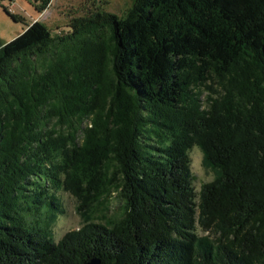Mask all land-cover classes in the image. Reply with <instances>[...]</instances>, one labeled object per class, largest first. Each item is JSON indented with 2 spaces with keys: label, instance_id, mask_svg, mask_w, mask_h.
<instances>
[{
  "label": "trees",
  "instance_id": "trees-1",
  "mask_svg": "<svg viewBox=\"0 0 264 264\" xmlns=\"http://www.w3.org/2000/svg\"><path fill=\"white\" fill-rule=\"evenodd\" d=\"M67 28L0 47V264H264V0H135ZM195 146L218 174L200 193ZM62 190L84 221L55 242ZM112 190L123 218L95 222Z\"/></svg>",
  "mask_w": 264,
  "mask_h": 264
},
{
  "label": "rangeland",
  "instance_id": "rangeland-1",
  "mask_svg": "<svg viewBox=\"0 0 264 264\" xmlns=\"http://www.w3.org/2000/svg\"><path fill=\"white\" fill-rule=\"evenodd\" d=\"M135 0H52L49 8L39 16L34 8L33 0H16L13 4L5 2L12 14H16L21 21H13L2 9L0 2V47L8 46L12 41L26 32L28 25L36 19L40 24L45 26L46 30H51L53 34L66 33L71 21L75 18L87 16L98 9L122 17L127 10L133 5ZM222 86L217 80H211L198 91H202V105L207 107V101L210 98L217 99L222 95ZM54 123H52L53 125ZM91 121L87 120L81 129L90 127ZM78 143H83V135L79 134ZM191 169L194 176L195 190L200 193L202 188L218 178L217 172L212 182L206 181L207 171L209 170L204 164V154L198 146L193 147L190 152ZM64 212L53 218L50 224V230L55 242L68 232L79 229L84 218L78 214L76 208L78 202L76 197L65 190L56 194ZM125 214V205L121 193L112 190L107 198L102 200L98 212L94 218L95 222L106 223L107 220L119 221ZM34 221L33 219H29Z\"/></svg>",
  "mask_w": 264,
  "mask_h": 264
},
{
  "label": "clouds",
  "instance_id": "clouds-1",
  "mask_svg": "<svg viewBox=\"0 0 264 264\" xmlns=\"http://www.w3.org/2000/svg\"><path fill=\"white\" fill-rule=\"evenodd\" d=\"M201 153L203 154V150L201 149ZM215 179V174L210 169L207 171L206 181L212 182Z\"/></svg>",
  "mask_w": 264,
  "mask_h": 264
},
{
  "label": "water",
  "instance_id": "water-1",
  "mask_svg": "<svg viewBox=\"0 0 264 264\" xmlns=\"http://www.w3.org/2000/svg\"><path fill=\"white\" fill-rule=\"evenodd\" d=\"M89 264H100V262L98 260H93L91 263Z\"/></svg>",
  "mask_w": 264,
  "mask_h": 264
},
{
  "label": "built area",
  "instance_id": "built-area-1",
  "mask_svg": "<svg viewBox=\"0 0 264 264\" xmlns=\"http://www.w3.org/2000/svg\"><path fill=\"white\" fill-rule=\"evenodd\" d=\"M15 1H16V0H15ZM15 1H14V2H15ZM14 2H12V3L10 2V3L13 4ZM8 9H9V8H8ZM9 11H10V9H9Z\"/></svg>",
  "mask_w": 264,
  "mask_h": 264
},
{
  "label": "crops",
  "instance_id": "crops-1",
  "mask_svg": "<svg viewBox=\"0 0 264 264\" xmlns=\"http://www.w3.org/2000/svg\"><path fill=\"white\" fill-rule=\"evenodd\" d=\"M33 6H34V8H35V4H34ZM35 21H37V19H36Z\"/></svg>",
  "mask_w": 264,
  "mask_h": 264
}]
</instances>
